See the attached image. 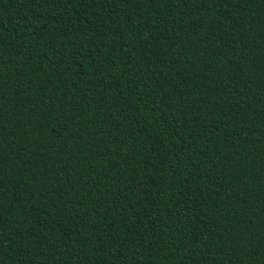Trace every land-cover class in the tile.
Listing matches in <instances>:
<instances>
[{
	"label": "trees",
	"instance_id": "1",
	"mask_svg": "<svg viewBox=\"0 0 264 264\" xmlns=\"http://www.w3.org/2000/svg\"><path fill=\"white\" fill-rule=\"evenodd\" d=\"M0 264H264V0H0Z\"/></svg>",
	"mask_w": 264,
	"mask_h": 264
}]
</instances>
